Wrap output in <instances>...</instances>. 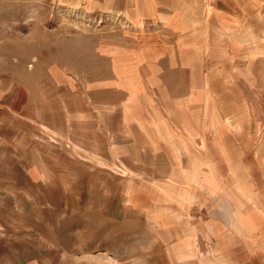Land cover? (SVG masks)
Instances as JSON below:
<instances>
[{"label":"rangeland","instance_id":"1","mask_svg":"<svg viewBox=\"0 0 264 264\" xmlns=\"http://www.w3.org/2000/svg\"><path fill=\"white\" fill-rule=\"evenodd\" d=\"M130 129L167 153L179 183L202 157L204 171L246 196L237 197L245 216L195 230L197 246L186 247L194 195L176 187L167 199L162 184L143 183L139 201L154 214L140 215L135 239L124 223L112 245L118 225L96 204L99 190L115 197L103 209L138 190L125 141L115 147ZM22 150L42 154L46 170L56 161L57 174L99 165L123 175L74 191L60 237L75 248L59 251L58 264H264V0H0V195Z\"/></svg>","mask_w":264,"mask_h":264},{"label":"crops","instance_id":"2","mask_svg":"<svg viewBox=\"0 0 264 264\" xmlns=\"http://www.w3.org/2000/svg\"><path fill=\"white\" fill-rule=\"evenodd\" d=\"M100 129L102 131V127ZM133 130L130 129L129 140L128 138L125 140L120 139V143L116 142L115 144L116 148H119V144L122 147L124 141L127 145L126 150L128 151L125 150L127 164L124 165L130 171L129 184L136 183L137 186L133 185V187L137 189L143 183L147 186L162 184L167 190L166 192L163 191L162 195L163 198L167 199H171L170 191L176 187H181L180 190L184 197L194 195L195 202L189 204V206H184L185 213L189 216L188 223L194 227L189 232L193 231L194 237H187L186 235L184 239H181L180 245L196 247L198 235L195 230L201 232L204 226L207 227L213 223L224 228L229 225L230 217L234 219L233 221L237 225L239 223L237 214L245 216L244 209L238 205L237 197H239L238 193H241L244 199L246 196L242 192L236 193L232 186H224V183L228 184V180L223 181L214 168H211L208 172L204 171L202 157H200V163L198 164L199 170L195 168L198 175L195 174L194 179L183 176L179 183L176 180V174L178 173L176 163L171 161L165 151L157 150L152 137L147 136L146 140L139 138ZM114 134L116 133L113 132ZM162 141L163 146L168 148L165 141ZM196 146L198 147L199 143H196ZM48 148L51 149L49 146ZM45 159L42 154L30 157L26 151L22 150L18 159L13 160L10 165L11 172L17 173L4 175L3 183L5 185L2 195H0V243H2L4 250H0V264H58L57 253L59 251L67 257L75 248L73 244L64 247L62 235L60 237L63 225L71 221L76 214V211H74V191L91 189L92 182H100L98 177H102V175L106 178L110 177V179L123 176L120 172H110L107 167L99 165H96L99 171L94 173L86 170L70 171L66 169L63 173L57 174L54 171L58 170L59 164L56 161L50 162L48 164L49 169L46 170ZM28 160L34 164H27ZM71 162L74 164L73 159H71ZM104 162L111 166L110 162ZM185 174L188 175L187 171ZM136 175H138L137 179H141L140 181L135 180ZM143 176L146 177L141 178ZM192 187L194 191H191ZM204 190L207 191L205 195L211 198L206 204L202 202ZM139 191L140 189L130 190L126 197L127 204L125 207L122 201L119 203L115 201L114 205L108 203L103 209L104 203H102V200H115V197L108 196L107 193H112V191L99 190V200L96 206H99L102 210H99L97 214L104 217L113 216V220H110L113 223L111 225H114L115 228L118 225V231H114L112 235H108L106 238L112 245H117L118 242L123 240L124 223H126V227H129V230L131 226L130 237L135 239L138 237V226L140 220H142L140 215L154 214V211L150 210L149 207L141 205L139 199L142 194ZM90 198H82L85 200L84 205H89L87 199ZM64 201H67V204ZM169 203L171 204L170 201ZM224 206L228 209L229 217L224 213ZM262 208L264 209V207ZM236 210L238 211L235 215ZM204 211L207 215V222L205 223L202 220ZM91 213L94 212L90 210V213L87 214L90 215ZM165 213L171 215L167 208L166 210L163 209V217H165ZM84 214L86 216V213ZM104 230L103 227L102 232ZM103 237H105V234ZM44 242H51V245L49 246ZM107 244V242H102L104 246ZM165 245L163 244V246ZM99 254H103L102 250L99 251ZM246 256L249 257V252ZM86 257H90V254L77 256V258Z\"/></svg>","mask_w":264,"mask_h":264}]
</instances>
